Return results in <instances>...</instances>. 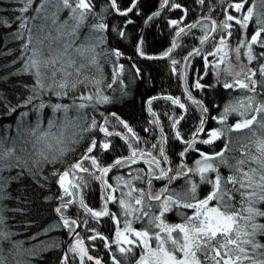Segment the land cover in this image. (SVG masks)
<instances>
[{
    "label": "snow or ice",
    "instance_id": "1",
    "mask_svg": "<svg viewBox=\"0 0 264 264\" xmlns=\"http://www.w3.org/2000/svg\"><path fill=\"white\" fill-rule=\"evenodd\" d=\"M15 2L20 6L13 13L0 14V32L18 42L21 71L30 80L22 85L27 94L14 104L0 92V264H31L24 257L38 254L7 230L8 214L25 212L8 204L24 202L12 195L14 183L30 179L44 188L47 170L62 194L44 200L59 201L52 211L67 236L41 249L56 253L55 264H264V0H157L150 15L143 11V0ZM133 16L143 18L145 25L161 18L173 34L159 56L147 54L145 38L138 37L136 55L170 61V72L183 82L186 99L200 113L187 134L180 129L189 108L172 95L144 102L152 119L143 131L153 140L142 138L115 112L101 113L97 120L86 111L112 103L102 91L105 64L114 66L107 88L123 84L124 65L116 62L124 54L111 39L127 38ZM190 17L195 19L188 22ZM116 19L119 23L112 22ZM187 36L198 45L183 56L178 73L181 61L173 53ZM206 45H211L207 52ZM196 57L203 62L199 69L192 63ZM130 70L134 78L144 77L135 63ZM193 90L205 96L222 91L228 99L205 103L194 98ZM161 99L182 110L179 115L164 113L171 137L153 111V102ZM209 121L218 127L206 129ZM116 138L128 154L105 165L102 159L117 149ZM170 139L181 146L179 151ZM81 148L79 158L61 169ZM193 153L197 158L190 166ZM141 162L147 167L133 168ZM123 169L128 171L109 177ZM86 177L99 182V209L85 202ZM181 180L179 189L173 187ZM154 182L161 186L155 188ZM77 204L74 214H65ZM169 214L179 222H170ZM82 215L86 218L80 219ZM102 221L104 226L110 222L107 233Z\"/></svg>",
    "mask_w": 264,
    "mask_h": 264
},
{
    "label": "trees",
    "instance_id": "2",
    "mask_svg": "<svg viewBox=\"0 0 264 264\" xmlns=\"http://www.w3.org/2000/svg\"><path fill=\"white\" fill-rule=\"evenodd\" d=\"M144 8L143 11L146 14H150L152 11L157 10V0H143ZM20 5L15 2V0H3L0 4V14L13 13ZM35 15V13H32ZM63 16L64 14L61 13ZM169 13H163V16H169ZM179 13L172 15V18H176ZM7 18V17H5ZM135 22L132 25H128L126 32L127 38L117 41L116 39H111V45L113 47H119L121 52L124 54L123 57L117 61L118 64L124 65V72L121 74L120 79L123 80V84L119 82L113 84L111 89L107 88L108 83H112L111 73L113 72L114 66L109 63L104 65V77L105 84L103 86V94L108 95L112 98V103L107 105H98L96 111L89 108L86 111L90 115H95L97 120H100L101 113L107 115L108 113L115 112L122 119L127 121L130 126L144 139L153 140L150 133H145L144 128L150 127L148 121L152 119L151 116L145 110V101L156 95H172L173 97H179L182 103H185L189 108L186 114V120L181 123L182 133L187 134L189 128L194 127L198 123L197 117L200 115L198 109H195L194 105L186 99L183 93V88L181 85V80L178 79L176 74L170 72L169 64L170 61L164 60H145L136 55V44L142 28L143 18L138 16L131 17ZM122 19V18H121ZM195 17H190L188 22H192ZM39 22V21H37ZM113 23H119V20H113ZM195 35L198 37L201 35L199 29L193 30ZM0 36L4 37L3 43H0V77H6L5 80H0V92H3L8 100L12 101L14 104L17 98H21V94L26 95V90L22 87L23 84L28 83L30 77L28 74L23 73L22 63L19 61L18 57L19 47L18 42L8 38L6 32H0ZM115 33H113V37ZM143 37L145 38V51L149 55L159 56L161 55L169 46L173 38V34L170 30L164 26V21L161 18H157L155 24L146 25ZM180 47L173 53V58L180 60L181 64L177 66L178 73L180 72L181 65L183 62V56L187 54L194 46L198 45V40L193 39L192 36L181 37ZM233 46L235 41L232 42ZM211 45H206L205 52L209 51ZM131 58V59H129ZM210 59H212L210 57ZM16 63H13V61ZM135 63L144 71V77L142 79L134 78L133 71H131V65ZM195 67L199 69L202 65V60L199 57L194 58L192 61ZM17 73H19L17 75ZM191 79V74H190ZM193 96L203 99L205 103L208 101H215L216 103L223 104L225 100L228 99L226 93L220 91H212L207 96L203 93H197L193 90ZM233 95H236L233 93ZM242 95V94H241ZM55 99V98H53ZM64 102H71L64 101ZM79 102V101H78ZM25 111L27 109H24ZM153 111H155L160 116L161 124L165 129V133L171 137V131L169 128L168 117L164 115L168 112L170 115L182 114L177 106H173L169 101L163 99L153 102ZM215 111L212 115H216ZM233 121V117H229V122ZM5 123H12V120L6 119ZM115 123V122H113ZM213 127H218L215 121H209L206 129H211ZM112 130V129H110ZM115 130L124 131L123 129L117 127ZM156 138H159V130H155ZM115 144L117 149L115 152L107 154L105 158L102 159L103 164H108L112 162V159L118 155H127L126 147H123V141L119 138L115 139ZM154 142V141H153ZM217 145L220 142L217 141ZM143 147L144 145L141 144ZM170 146L175 149V151L180 150V145H175L170 139ZM200 147L208 151L209 146L200 145ZM218 150V148H217ZM83 153V148L76 154V156L70 157L68 162L60 165V168H66L68 163H71ZM196 154L193 153L188 159L189 165H193L196 159ZM173 159H175L173 157ZM137 167H147L142 163L139 165H134L133 168ZM128 171L126 169L120 171H113L109 173V177H114L121 174V172ZM49 175V183L46 184L44 188L38 187L36 184L32 183L30 179H25L23 183H14L12 186V195L15 197L17 195L21 196L23 203H17L15 200L8 204L10 208L22 207L25 209L23 214L10 212L8 215L10 219L7 223V230L15 233V239L21 241L26 249H32L38 254L34 257L26 256L25 260H30L31 264H55L56 253L49 252L47 250L41 251L45 245H49L53 242L58 244L62 243L67 239L65 230H63L58 225V217L52 211V209L58 205L59 201L53 199L52 201H45V196H56L61 193V190L54 183L51 177V171L47 170ZM90 181V186L84 190L85 202L94 209H99L100 207V185L97 181H92L91 177H86ZM127 178V177H126ZM43 183V181H41ZM110 182H112L110 180ZM139 183V182H137ZM183 181H177L173 184V187L179 189ZM161 186L160 182H154V187L159 188ZM78 204L74 205L72 209L66 210L67 214H74L75 210L78 209ZM112 210H116L114 205H111ZM82 212V210H80ZM86 218L81 216L80 219ZM104 220H107L104 219ZM168 220L170 222H179V217L169 214ZM93 226H97L95 222H91ZM52 227L51 231L45 232V229ZM138 226V225H137ZM101 229L107 233L108 228L111 227L110 222L108 226L103 225L101 222ZM81 235H85V232L81 231ZM35 237V238H33ZM86 243H90L86 241ZM8 255L7 252L4 253ZM104 253L101 252L100 255Z\"/></svg>",
    "mask_w": 264,
    "mask_h": 264
},
{
    "label": "water",
    "instance_id": "3",
    "mask_svg": "<svg viewBox=\"0 0 264 264\" xmlns=\"http://www.w3.org/2000/svg\"><path fill=\"white\" fill-rule=\"evenodd\" d=\"M149 15H150V14H149ZM145 27H146V25H145L144 22H143L139 37L143 36V33H144V30H145ZM140 58H141V57H140ZM142 59H144V58H142ZM182 70H183V62H182V65H181V71H182ZM181 71H180V72H181ZM181 85H182V88H183V82H182V81H181ZM194 98H196V97H194ZM196 99H198V98H196ZM207 125H208V124H207ZM207 125H206V127H207ZM141 163H142V162H141ZM103 219H105V218H103Z\"/></svg>",
    "mask_w": 264,
    "mask_h": 264
},
{
    "label": "bare ground",
    "instance_id": "4",
    "mask_svg": "<svg viewBox=\"0 0 264 264\" xmlns=\"http://www.w3.org/2000/svg\"><path fill=\"white\" fill-rule=\"evenodd\" d=\"M180 71H181V69H180ZM195 97V96H194ZM196 98H198V97H196ZM198 99H200V98H198Z\"/></svg>",
    "mask_w": 264,
    "mask_h": 264
},
{
    "label": "flooded vegetation",
    "instance_id": "5",
    "mask_svg": "<svg viewBox=\"0 0 264 264\" xmlns=\"http://www.w3.org/2000/svg\"><path fill=\"white\" fill-rule=\"evenodd\" d=\"M110 208H111V205H110ZM106 219V218H105Z\"/></svg>",
    "mask_w": 264,
    "mask_h": 264
},
{
    "label": "rangeland",
    "instance_id": "6",
    "mask_svg": "<svg viewBox=\"0 0 264 264\" xmlns=\"http://www.w3.org/2000/svg\"><path fill=\"white\" fill-rule=\"evenodd\" d=\"M151 14V13H150ZM144 34V33H143ZM140 35V34H139Z\"/></svg>",
    "mask_w": 264,
    "mask_h": 264
}]
</instances>
